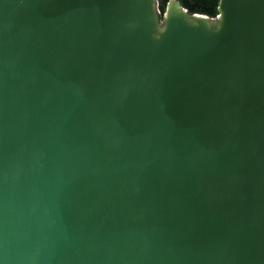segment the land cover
Segmentation results:
<instances>
[{"label": "water", "instance_id": "obj_1", "mask_svg": "<svg viewBox=\"0 0 264 264\" xmlns=\"http://www.w3.org/2000/svg\"><path fill=\"white\" fill-rule=\"evenodd\" d=\"M0 0V264H264V0Z\"/></svg>", "mask_w": 264, "mask_h": 264}, {"label": "trees", "instance_id": "obj_2", "mask_svg": "<svg viewBox=\"0 0 264 264\" xmlns=\"http://www.w3.org/2000/svg\"><path fill=\"white\" fill-rule=\"evenodd\" d=\"M180 6L185 9L189 14L204 15L209 18L217 16V7L219 0H178ZM165 2L159 0L158 10L162 16L165 11Z\"/></svg>", "mask_w": 264, "mask_h": 264}, {"label": "rangeland", "instance_id": "obj_3", "mask_svg": "<svg viewBox=\"0 0 264 264\" xmlns=\"http://www.w3.org/2000/svg\"><path fill=\"white\" fill-rule=\"evenodd\" d=\"M158 6H159V0H158Z\"/></svg>", "mask_w": 264, "mask_h": 264}]
</instances>
